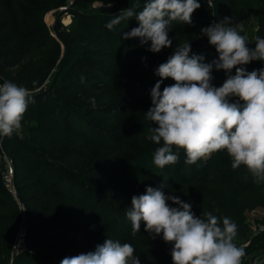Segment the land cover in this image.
<instances>
[{"label": "trees", "instance_id": "16d2710c", "mask_svg": "<svg viewBox=\"0 0 264 264\" xmlns=\"http://www.w3.org/2000/svg\"><path fill=\"white\" fill-rule=\"evenodd\" d=\"M30 1L0 0V70L14 67L23 58L32 59L30 70L20 76H5L9 82L32 92L21 120V130L11 137L2 136L0 140L4 154L12 161L16 197L25 209L22 220L25 248L15 253L11 264H60L63 258L77 255L82 248L91 247L100 238L97 233H87L80 227L108 224L113 220V211L127 219L126 211H119L102 200L98 190L88 182L113 180L123 173L117 174L110 167L87 164V148L100 139L94 135L95 127L90 118L102 115V111L86 109L83 103L93 92L96 75L102 74L95 61L109 55L100 30L121 10L134 8L136 12L141 11L143 0H73L65 11L69 14V22L54 26L62 45L61 53L49 52L54 43L45 30L42 17L65 0H33L35 6L29 10ZM94 1L99 4L91 7ZM235 4L249 10L259 7L257 29L249 45L254 48L255 38H264V0H235ZM209 14L216 23L226 18L214 12ZM190 45L189 56H203L204 63L218 59L215 48L208 41L197 38ZM160 64H147L154 84L159 80L154 73ZM244 67L251 72L264 68V63L253 61ZM212 76L211 83L215 87L222 86L226 79L223 71L213 70ZM173 83L172 80L171 85ZM164 87L163 81L160 90ZM149 108L131 115L129 126L147 128L151 124L145 119ZM159 146L162 142L145 147L143 152L138 148L133 151L130 158L133 165L130 174L126 173L127 185L139 186L151 175L143 187L144 192L147 187H152L166 196H176L191 204L197 217L206 211L221 218V223L222 218L228 217L237 225L234 243L247 241L240 246L245 254L264 249V233L248 237L245 222L248 218L264 221V217L248 215L257 208L264 214V182L256 183L243 165L233 170L226 151L213 152L195 164L187 165L183 149L178 152L173 149L179 157L178 162L157 168L153 156ZM124 189V185H108L103 191L113 195ZM0 190L7 201L0 206L5 210L0 213V248L7 254L22 222L17 205L5 190L1 178ZM169 206L177 207L170 201ZM112 225L113 230L107 228V234L113 233L116 224ZM120 226V234L132 233V229L130 231L123 224ZM144 227L141 223V236L130 243L140 264H172L173 246L165 243L162 235L151 238ZM241 264L244 263L241 261Z\"/></svg>", "mask_w": 264, "mask_h": 264}, {"label": "clouds", "instance_id": "9594fccd", "mask_svg": "<svg viewBox=\"0 0 264 264\" xmlns=\"http://www.w3.org/2000/svg\"><path fill=\"white\" fill-rule=\"evenodd\" d=\"M209 8L214 7L207 0ZM197 0H146L141 11L121 10L106 27L112 30L133 18L138 27L122 35L123 40L139 38L140 45L150 44L155 54L172 47L170 27L191 24V15L200 7ZM111 7V5H110ZM242 25L232 26L229 18L200 30L218 59L204 63V57L189 56L191 45H177L167 62L155 70L159 80L151 89V107L145 119L151 122L146 137L155 145L153 164L160 169L178 162L183 149L185 164L193 165L216 151H226L233 170L242 165L256 183L264 182V68L246 71L253 61L264 63V38H255L249 47ZM235 69V74L232 70ZM213 70L223 71L226 79L215 87ZM174 81L161 91L165 79ZM32 92L5 80L0 85V136L11 137L21 130V120ZM171 204L177 207H170ZM132 233L144 231L151 238L161 236L171 244L172 264H241L243 247L234 243L237 225L228 217L211 212L197 217L192 205L176 196L147 187L143 195L133 196L126 213ZM129 243L106 239L94 251L65 257L60 264H140Z\"/></svg>", "mask_w": 264, "mask_h": 264}, {"label": "rangeland", "instance_id": "374dc122", "mask_svg": "<svg viewBox=\"0 0 264 264\" xmlns=\"http://www.w3.org/2000/svg\"><path fill=\"white\" fill-rule=\"evenodd\" d=\"M72 1L65 0L64 4L49 10L42 17L45 30L52 37L54 43L49 52L61 53L62 51V45L57 39L58 32L55 31L54 26L56 24L65 25L69 22V14L65 11ZM197 2L201 6L191 15L192 25L173 22L168 34L169 39L173 40L172 47L162 49L160 53L153 54L147 51L150 44L141 46L139 38L122 39L124 33L139 26L134 19L129 20L128 23L121 22L112 30H109L106 25L100 30L102 40L106 41L108 45L109 55L106 58L95 61V66L102 70V74L96 75L92 84L94 86L93 92L87 95L86 101L83 103L86 109L94 108L102 111V115L90 118L95 127L94 135L100 139L87 148L85 158L88 165L97 164L100 167H110L116 170L117 174L123 173L122 176L113 180L88 181L89 184H92V187L98 190L97 194L102 200L111 204L115 209H119V211L127 212L131 206L132 197L144 194L143 187L151 176L149 175L145 181H142L136 187L131 182L129 185L126 184V173H129L131 165H133L130 160L133 151L138 148L140 152H143L145 147L153 144L146 137L149 134L148 129L151 126L155 127V125L150 124L145 129H136L130 127L128 123V118L131 115L143 108L151 107L150 92L155 84L147 64H160L162 60L169 58L177 45L183 44L186 40L194 41L197 38H201L203 41H208L206 36H201L200 30L217 22L215 18L211 20L209 12H214L217 16L225 15L226 18L231 20L232 26L242 25L243 32L241 34L247 37L249 45L255 36L256 21L261 13L258 6L249 10L236 6L235 0H212L214 7L209 8L207 0H197ZM142 3L144 6L146 0H143ZM98 4V2L94 1L91 7ZM34 6L35 3L31 0L29 2V10ZM193 41L189 43L191 44ZM31 64L32 59L26 57L14 67L1 68L0 85L5 80L9 81L10 77L20 76L30 70ZM5 76L9 78L6 79ZM164 82L166 86H171L172 80L168 78ZM129 174L128 178L130 177ZM108 185H124L125 189L111 195L103 191ZM6 202V197L0 190V206ZM4 211L0 207V213ZM111 217H113V220L109 221L108 224L102 223L93 227H80L87 233H97L100 238L91 247L82 248L77 255L94 251L97 245L103 244L108 238L119 240L122 244L124 242L130 244L133 238L141 236L139 235L140 232L135 235L133 233H130V235L120 234V224H123L124 227L131 231V222L115 211H113ZM112 223L116 224L115 229L113 233L107 234L108 229L111 231L114 228ZM23 227L24 224L21 223L19 228ZM237 246L240 247L241 245L238 244ZM0 249V264H11L15 252L10 248L5 254L3 249ZM242 262L244 264L252 262L263 263L264 249L259 252L253 251L251 254H245Z\"/></svg>", "mask_w": 264, "mask_h": 264}, {"label": "built area", "instance_id": "2783aa9c", "mask_svg": "<svg viewBox=\"0 0 264 264\" xmlns=\"http://www.w3.org/2000/svg\"><path fill=\"white\" fill-rule=\"evenodd\" d=\"M14 133H19V132H14ZM0 136V140H1ZM12 176H13V165H12V161L11 159L6 156L2 150L1 147V143H0V178H1V182L5 188V190L9 193V195L12 197V199L15 201L17 208L20 212V217H21V222L23 224V219H24V214H25V209L22 205L21 202H19V200L16 197V192L13 186V182H12ZM247 226H248V237L250 236H254L260 233H264V221H257V220H253V219H246L245 220ZM24 236H25V232H24V227L23 228H19L18 231L15 234L13 243H12V251H14L15 253L23 250L25 248V244H24ZM247 244V241H245L244 243H241L240 245H245ZM250 264H258L255 262H252Z\"/></svg>", "mask_w": 264, "mask_h": 264}, {"label": "crops", "instance_id": "0c3cea01", "mask_svg": "<svg viewBox=\"0 0 264 264\" xmlns=\"http://www.w3.org/2000/svg\"><path fill=\"white\" fill-rule=\"evenodd\" d=\"M248 215H252V216L259 218V219L264 217L263 211L260 208L255 209L254 211H252Z\"/></svg>", "mask_w": 264, "mask_h": 264}]
</instances>
